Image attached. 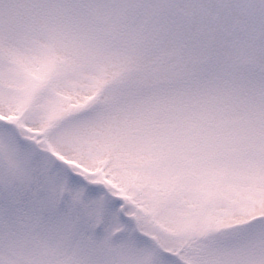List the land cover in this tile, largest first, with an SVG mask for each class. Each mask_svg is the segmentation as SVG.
I'll return each mask as SVG.
<instances>
[{"label": "snow or ice", "instance_id": "obj_1", "mask_svg": "<svg viewBox=\"0 0 264 264\" xmlns=\"http://www.w3.org/2000/svg\"><path fill=\"white\" fill-rule=\"evenodd\" d=\"M0 264H264V0H0Z\"/></svg>", "mask_w": 264, "mask_h": 264}]
</instances>
